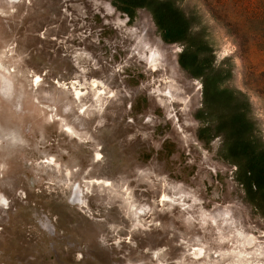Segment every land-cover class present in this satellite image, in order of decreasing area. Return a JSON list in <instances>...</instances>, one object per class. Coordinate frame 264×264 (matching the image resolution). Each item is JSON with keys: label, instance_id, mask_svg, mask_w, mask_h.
<instances>
[{"label": "rangeland", "instance_id": "374dc122", "mask_svg": "<svg viewBox=\"0 0 264 264\" xmlns=\"http://www.w3.org/2000/svg\"><path fill=\"white\" fill-rule=\"evenodd\" d=\"M176 2L264 143V0ZM182 47L143 8L0 0V264H264Z\"/></svg>", "mask_w": 264, "mask_h": 264}, {"label": "trees", "instance_id": "16d2710c", "mask_svg": "<svg viewBox=\"0 0 264 264\" xmlns=\"http://www.w3.org/2000/svg\"><path fill=\"white\" fill-rule=\"evenodd\" d=\"M120 12L133 18L139 8L147 10L161 36L168 43L183 45L179 66L190 76L201 78L203 119L198 138L208 143L222 134L220 156L235 166V180L243 199L256 208L264 207V143L249 116V103L240 93L220 87V71L214 68L213 48L205 38L194 12H185L176 0H109Z\"/></svg>", "mask_w": 264, "mask_h": 264}, {"label": "snow or ice", "instance_id": "6c2138e0", "mask_svg": "<svg viewBox=\"0 0 264 264\" xmlns=\"http://www.w3.org/2000/svg\"><path fill=\"white\" fill-rule=\"evenodd\" d=\"M163 199H165V198L162 197V200H163Z\"/></svg>", "mask_w": 264, "mask_h": 264}, {"label": "bare ground", "instance_id": "6f19581e", "mask_svg": "<svg viewBox=\"0 0 264 264\" xmlns=\"http://www.w3.org/2000/svg\"><path fill=\"white\" fill-rule=\"evenodd\" d=\"M48 160V159H47Z\"/></svg>", "mask_w": 264, "mask_h": 264}]
</instances>
